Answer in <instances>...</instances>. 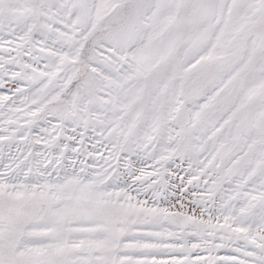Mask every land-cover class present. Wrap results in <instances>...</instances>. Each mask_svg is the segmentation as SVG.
<instances>
[{
  "label": "snow or ice",
  "instance_id": "6c2138e0",
  "mask_svg": "<svg viewBox=\"0 0 264 264\" xmlns=\"http://www.w3.org/2000/svg\"><path fill=\"white\" fill-rule=\"evenodd\" d=\"M0 264H264V0H0Z\"/></svg>",
  "mask_w": 264,
  "mask_h": 264
}]
</instances>
